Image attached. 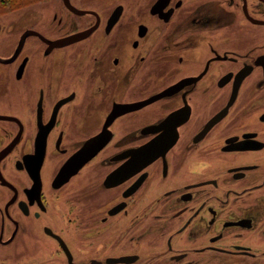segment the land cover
<instances>
[{
  "label": "flooded vegetation",
  "instance_id": "1",
  "mask_svg": "<svg viewBox=\"0 0 264 264\" xmlns=\"http://www.w3.org/2000/svg\"><path fill=\"white\" fill-rule=\"evenodd\" d=\"M60 1L0 18V264H264V0Z\"/></svg>",
  "mask_w": 264,
  "mask_h": 264
},
{
  "label": "rangeland",
  "instance_id": "2",
  "mask_svg": "<svg viewBox=\"0 0 264 264\" xmlns=\"http://www.w3.org/2000/svg\"><path fill=\"white\" fill-rule=\"evenodd\" d=\"M11 2L12 5H0V18L4 19L7 26L10 24L11 26L17 25L14 17H17L19 13L22 16V25H26L32 17H45L53 11L61 12L63 10L60 0H12ZM16 13L18 15H15Z\"/></svg>",
  "mask_w": 264,
  "mask_h": 264
},
{
  "label": "trees",
  "instance_id": "3",
  "mask_svg": "<svg viewBox=\"0 0 264 264\" xmlns=\"http://www.w3.org/2000/svg\"><path fill=\"white\" fill-rule=\"evenodd\" d=\"M12 0H0V5H6V4H8V5H12V2H11ZM16 1V0H15ZM15 6V5H14ZM13 6V7H14Z\"/></svg>",
  "mask_w": 264,
  "mask_h": 264
},
{
  "label": "water",
  "instance_id": "4",
  "mask_svg": "<svg viewBox=\"0 0 264 264\" xmlns=\"http://www.w3.org/2000/svg\"><path fill=\"white\" fill-rule=\"evenodd\" d=\"M64 41V39H61V40H58V41H56V42H63Z\"/></svg>",
  "mask_w": 264,
  "mask_h": 264
}]
</instances>
